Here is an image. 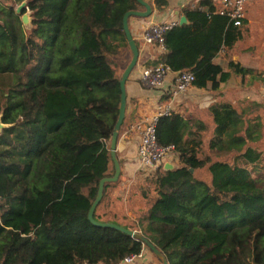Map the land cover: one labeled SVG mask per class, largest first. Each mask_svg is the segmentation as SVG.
Instances as JSON below:
<instances>
[{
	"label": "trees",
	"instance_id": "16d2710c",
	"mask_svg": "<svg viewBox=\"0 0 264 264\" xmlns=\"http://www.w3.org/2000/svg\"><path fill=\"white\" fill-rule=\"evenodd\" d=\"M23 1L0 0V116L10 125L0 132V264H122L144 249L163 264L142 241L88 219L100 181L115 173L110 145L124 69L118 73L111 60L129 47L125 14L143 7L28 0L17 14ZM166 4L152 2L157 10ZM27 11L31 28L22 23ZM183 13L190 23L166 33L160 62L192 72L199 89L218 90L231 73L213 61L238 27L211 0ZM211 114L209 149L225 159L201 157L203 139L183 115L161 117L158 144L173 146L178 163L146 176L142 195L151 206L136 220L102 214L120 177L106 183L94 218L140 232L168 264H264V154L247 147L260 137L242 132L231 105ZM205 168L210 181L195 175Z\"/></svg>",
	"mask_w": 264,
	"mask_h": 264
},
{
	"label": "crops",
	"instance_id": "0c3cea01",
	"mask_svg": "<svg viewBox=\"0 0 264 264\" xmlns=\"http://www.w3.org/2000/svg\"><path fill=\"white\" fill-rule=\"evenodd\" d=\"M145 1L152 6L153 14L148 18L131 17L129 20L130 31L139 47L140 56L126 85L127 114L124 126L120 130L117 151V158L122 168L121 180L123 181L120 185L125 186L124 188L130 187L132 178L134 180L138 176L137 146L139 138L137 134L130 133V128L144 116L153 114L158 104L156 97L158 93L146 89L140 83L139 73L142 67L157 65L163 53L159 49L145 46L141 42L142 28L151 21L180 23L181 17L186 18L183 10L186 7L192 8V5L199 7L200 1L203 0H165L167 4L162 10L154 8L152 5L154 0ZM211 1L216 10L221 8V0ZM245 12L246 17L242 26L234 32L232 46L224 47L216 53L213 61L220 65L224 72L231 73L229 79L226 82H220L218 90H212L210 87L199 89L193 85L186 94L181 95L175 101L174 112L183 115L188 121L189 130L199 133L203 138V134L208 129L212 131L211 135L213 136L214 122L211 108L231 105L244 121L242 132L245 133L249 129L248 131L252 135H259L258 141L247 144V147L257 150L254 145L261 142V137L264 136V0H248ZM189 23L186 18L184 24ZM128 52L124 46L121 48L120 54L113 59L116 63L112 66L118 73L125 69L131 60L130 49ZM230 63L240 65L246 73L232 72ZM172 78L173 75L167 79L166 86L172 85ZM168 100L169 96L161 97L163 104ZM205 114L208 122L200 117ZM177 163L178 159L173 161V166L175 167ZM122 264H157V261L147 249H144L140 259H136L133 263L123 262Z\"/></svg>",
	"mask_w": 264,
	"mask_h": 264
},
{
	"label": "built area",
	"instance_id": "2783aa9c",
	"mask_svg": "<svg viewBox=\"0 0 264 264\" xmlns=\"http://www.w3.org/2000/svg\"><path fill=\"white\" fill-rule=\"evenodd\" d=\"M248 0H221V8L217 10L220 15L227 16L235 27H241L246 17V4ZM192 8H196L192 5ZM178 24L176 21L156 22L151 21L144 25L140 35L141 42L145 46H152L165 53V35ZM173 75L172 85L166 86L167 79ZM196 80L190 71L173 72L163 62L153 67H142L139 73L140 83L148 90L158 93V104L155 112L146 115L130 128L131 134H137L139 138L137 146L139 173L148 175L160 169L165 170L166 165H172L178 159L174 147H162L157 141V125L159 119L171 116L174 112V103L191 89ZM169 96L167 103H161V97ZM126 136V134H125ZM142 256H131L124 260L125 263H133Z\"/></svg>",
	"mask_w": 264,
	"mask_h": 264
},
{
	"label": "water",
	"instance_id": "95a60500",
	"mask_svg": "<svg viewBox=\"0 0 264 264\" xmlns=\"http://www.w3.org/2000/svg\"><path fill=\"white\" fill-rule=\"evenodd\" d=\"M137 1L143 7L144 10H142V11H129L125 14L124 19H123V30L125 33L127 44L129 46V49L131 52V60L128 63V65L125 67L124 71L122 72L120 82H119L120 91H121L119 115H118V119H117V122H116L115 127H114V131L112 133V139H111V145H110V152H111L112 160H113L114 167H115V173L112 177L104 178L100 181L98 194H97L96 200L94 201V203L91 207L88 219L96 227L115 229V230L120 231V232H122V233H124L130 237H133L135 239L142 241L156 255V257L162 261L163 264H168V261L165 258V256L156 248V246L153 243H151L147 238H145L140 232L135 231V230H128V229H126L120 225L114 224V223L98 222L94 218L96 208L98 207V205L101 203V201L103 199L106 183H114V182L118 181L119 178L121 177V174H122V168H121L120 162L117 158V151H118L120 130L124 124L126 114H127L128 98H127L126 85H127V82L129 80L132 72L134 71V69L136 68V66L138 64L139 56H140L139 47H138L137 42L134 39V37L132 36V33L130 31L129 20L131 17L148 18L153 14V8L147 1H145V0H137ZM27 4H28V0L23 1L16 8V13L21 14L22 11L27 8ZM22 23L24 26H28V25L30 26L31 25V17L29 15V13L26 12L22 15ZM184 23H186V18L181 17L180 24H184ZM1 118L2 117L0 116V132L4 129H7L10 127V125L2 123ZM173 168H174V166H172L170 164L165 166V170H171Z\"/></svg>",
	"mask_w": 264,
	"mask_h": 264
},
{
	"label": "rangeland",
	"instance_id": "374dc122",
	"mask_svg": "<svg viewBox=\"0 0 264 264\" xmlns=\"http://www.w3.org/2000/svg\"><path fill=\"white\" fill-rule=\"evenodd\" d=\"M27 13H29V15H30L29 11H27ZM26 27L31 28V26H29V25ZM126 48H127V52H128L129 47H125V49ZM111 63H112V65H115L116 62H115V60L112 59ZM200 117L202 120H205L208 122L206 114L203 116H200ZM211 133H212V131H210L208 129L203 134V138H202L203 139V147H202L201 157H205L207 154H210L211 159H213V160L225 159V157H219L218 155H216L215 153H213L209 149V139H211V136H212ZM261 138H262V141L255 144L254 146L257 148L258 151H260L264 154V136H262ZM137 174H138V176L134 180L132 178L131 183H130V185H131L130 187H126V188H124L125 186L122 187V185H120V184L123 180H121L120 184H118L117 187L114 188L109 193L107 200L101 206L100 212L102 214L107 213V215L109 217L113 214H116L119 216V218L121 220H123L122 216L126 214V216H128L130 219L136 220L139 217H141L143 215V213L146 212V210L151 206V203L153 201V198L147 200L142 195V192L144 190L143 189L144 185L146 184L145 187L149 186V184L145 182V178L148 175V173L145 174V173H139L138 172ZM195 175L198 178H202L206 181L211 180V175L208 173L207 168L196 171ZM152 195H153V193H150V197ZM154 200H155V197H154ZM110 202H111V204L109 205ZM128 213L130 216L128 215Z\"/></svg>",
	"mask_w": 264,
	"mask_h": 264
}]
</instances>
